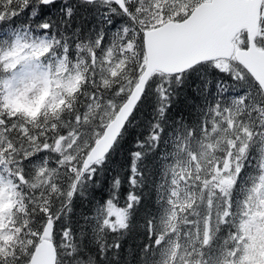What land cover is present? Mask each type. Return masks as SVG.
<instances>
[{
  "label": "snow or ice",
  "instance_id": "obj_1",
  "mask_svg": "<svg viewBox=\"0 0 264 264\" xmlns=\"http://www.w3.org/2000/svg\"><path fill=\"white\" fill-rule=\"evenodd\" d=\"M0 264H264V0H0Z\"/></svg>",
  "mask_w": 264,
  "mask_h": 264
},
{
  "label": "trees",
  "instance_id": "obj_2",
  "mask_svg": "<svg viewBox=\"0 0 264 264\" xmlns=\"http://www.w3.org/2000/svg\"><path fill=\"white\" fill-rule=\"evenodd\" d=\"M147 109H145V111H144V113H143V115L140 117L141 119H143L144 118V116H146L147 115Z\"/></svg>",
  "mask_w": 264,
  "mask_h": 264
}]
</instances>
